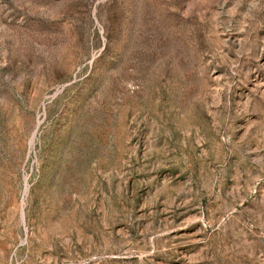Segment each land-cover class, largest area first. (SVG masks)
<instances>
[{"label": "rangeland", "instance_id": "obj_1", "mask_svg": "<svg viewBox=\"0 0 264 264\" xmlns=\"http://www.w3.org/2000/svg\"><path fill=\"white\" fill-rule=\"evenodd\" d=\"M0 264H264V0H0Z\"/></svg>", "mask_w": 264, "mask_h": 264}, {"label": "bare ground", "instance_id": "obj_2", "mask_svg": "<svg viewBox=\"0 0 264 264\" xmlns=\"http://www.w3.org/2000/svg\"><path fill=\"white\" fill-rule=\"evenodd\" d=\"M23 208V207H22Z\"/></svg>", "mask_w": 264, "mask_h": 264}]
</instances>
